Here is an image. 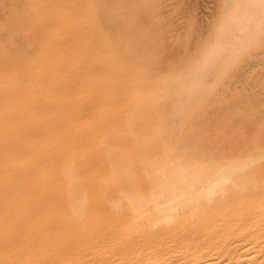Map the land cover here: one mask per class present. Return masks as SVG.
Masks as SVG:
<instances>
[{"label":"bare ground","instance_id":"1","mask_svg":"<svg viewBox=\"0 0 264 264\" xmlns=\"http://www.w3.org/2000/svg\"><path fill=\"white\" fill-rule=\"evenodd\" d=\"M160 1L162 2V0ZM127 2L129 3V1ZM206 2L208 3V0ZM73 3L74 0H0V264H264V150H260L257 145L258 149L255 151H251L248 146L250 150L246 148V152L237 153L236 151L239 147L235 152L234 150L232 151L229 147L223 146L224 142L221 144L222 138L218 140L221 146L215 147L196 142V139L199 137L197 134L196 139L194 138V143H190L191 140H187V142H189L187 144L184 142L173 143L171 140L174 133H169L164 126L163 128L159 125H151L153 120H146L147 126L139 127L142 122L137 126L138 120L131 117L127 119L125 126H117L118 119L108 112V108L103 104V97L99 93V90L104 86V81L97 73L96 67L94 71H92V67L88 63V42L85 40V27L88 22L86 19H77V16L72 13ZM258 3L256 2L257 5H259ZM232 4L236 5V3L233 2ZM240 4L241 6L239 8L243 9L242 6L245 4L239 1L238 5ZM254 4L255 3H253V5ZM157 8L156 10H158ZM159 8L161 9L160 5ZM202 8L204 10V7ZM255 8L256 7L253 9ZM261 8L262 7H260V10ZM256 9L259 10L258 7ZM233 10H236L235 6ZM79 11V16L86 15V6L80 5ZM159 11L161 10H158V12ZM238 11L237 13L234 11V14L232 11L229 12L235 15V13L238 14ZM251 11L253 12V10H250V16L253 14H251ZM262 11H264V8L260 13H262ZM147 13L149 12L147 11ZM162 13L164 14L163 11ZM138 15H140V13ZM223 15L224 16L221 17H225V14ZM229 15L231 16V14ZM243 16L245 15H242V17ZM253 16L255 15L253 14L249 18L248 14L247 17L250 20ZM146 17L144 16V20ZM227 17L226 15L225 19L222 21H225ZM234 17L235 16H233V18ZM163 18L166 17L163 16ZM184 18L185 16L183 19ZM169 19L170 18H168V20ZM229 19L231 20L232 18ZM146 20V22L149 20L150 23V18H146ZM161 22H163L162 19ZM149 23L146 24V27L153 22ZM238 23H240V20ZM257 23L258 22L255 24L256 26ZM184 24H186V22ZM225 24L228 25V22L226 21ZM225 24H223V26ZM241 24L243 25L244 23L242 22ZM164 25H167L166 28L170 26L165 23ZM156 26L158 27L159 25L156 24L155 27H153L155 30H157ZM173 27L175 29V26ZM239 27L241 29L243 28L242 26ZM197 28L198 27H196V29ZM225 28L226 26L222 29L226 30ZM245 28L247 29V27ZM252 28L251 26V30H253ZM146 30L147 29H145V31ZM163 31L165 32L166 30ZM207 31L208 29L204 32L205 35ZM153 32L154 31L151 33ZM156 32L157 34L161 33L158 32V30ZM222 32L224 33L223 30ZM184 33H187V31H184ZM181 34L186 35L183 33ZM187 34H189V32ZM196 34H198V32ZM196 34L194 33V35ZM154 35L156 34H153V36ZM163 36H161V38ZM222 36L224 37V35ZM244 36L246 35L242 37L245 38ZM157 37L158 36L153 38L157 39ZM178 37H174V39ZM153 38L151 39L153 40ZM198 38L201 37L195 38L196 41ZM192 39L193 41H190L191 43L194 42V38ZM217 40L220 41V37ZM245 40L247 41L248 39L246 38ZM177 41L180 42L179 39ZM185 41H188V39ZM255 41L257 42V40ZM203 42L202 40V43ZM253 42L254 41H252V43ZM158 44L161 45V43ZM210 45L214 46L215 44L213 43ZM164 47L165 46L162 48L164 53H160L161 55L165 54ZM216 47L217 45L214 46V48ZM240 47L242 46L240 45ZM247 47L246 50L248 49ZM154 48H151V50L153 49L152 52H154ZM156 48L158 47L156 46ZM209 48L212 50L214 49L210 46ZM186 49L185 51L190 52ZM255 49H259V47ZM218 51L221 53L220 49ZM244 52L246 53L245 49ZM244 52L242 53L245 54ZM211 53H207V55ZM220 53L218 55H220ZM229 53L230 52H228V54ZM242 53L237 55L242 56ZM250 53L248 54L249 58ZM262 53L264 55V52ZM262 53L260 54L262 55ZM186 54L184 55L186 56ZM194 54L196 55L197 53ZM255 54L257 53H254V55ZM230 55L234 57L233 54ZM152 56L154 58L156 56L158 60L160 59V55L157 57L158 55L154 56V54H152ZM152 56L150 54V57ZM255 56L257 57V55ZM190 57L194 56L191 55ZM222 57L224 56L222 55ZM231 57L230 61H232ZM179 58H182L181 61H183V57L179 56ZM179 58H176V60ZM207 58H205V60H207L206 63L210 60ZM245 59H247L246 56ZM169 60L168 57L167 62L171 61ZM212 60L213 58H211L210 61ZM228 60L227 58V63ZM148 61H144L145 64H149ZM160 62H162V59ZM235 62L236 61H234V63ZM186 63L184 65H186ZM210 63L212 62H209L208 65ZM177 64L178 63L175 65ZM239 64L241 65V63ZM152 65L153 64H151V66ZM200 65V67L203 68V64ZM230 65L232 64H228V71ZM242 65L244 66V64ZM255 65L258 66L259 64ZM263 65L264 64H262V67L264 68ZM165 66L166 65H164V67ZM141 68L144 69L143 65ZM204 68L206 69L205 65ZM251 68H253V66H251ZM165 69L168 70V68ZM187 69L191 70L189 66L184 70L186 71ZM193 69L192 67V70ZM196 69L197 67L194 70L197 71ZM205 69L203 70H209L208 66L207 69ZM259 70L261 72H258L262 74L261 76L263 77L264 72H262L261 69ZM161 71L164 73V68ZM147 72L150 73L151 71L147 70ZM141 73H143V70ZM153 73L155 76L156 72ZM163 73H161V75ZM205 73H208V71ZM217 73L218 74L215 76H219L218 71ZM239 73H241L240 69ZM145 74L146 73H144V76L146 78L148 73L147 75ZM159 74L160 73L157 74L158 77ZM245 74H243L244 78L246 77ZM187 75L188 74H186L185 78H187ZM240 75L237 76V79H239ZM138 76L140 75H137V77ZM165 76H168L167 73ZM202 76L204 77V73ZM208 76H212V74ZM215 76H213L214 79ZM261 76L259 75L258 79H260L259 77ZM150 77L152 78L153 76ZM182 77H184V75ZM228 78H226V80ZM247 78L245 80H247ZM206 79L203 80L202 78L203 81H206ZM219 79H221V77L218 78V80ZM189 80H193V78L190 79L189 77ZM199 80L201 79L199 78ZM184 81L187 82V80H182V83ZM212 81L207 79L206 82H210L211 84ZM235 81L237 80L235 79ZM190 82L191 83L188 82L189 85L192 84V81ZM215 82H217V84L216 86L213 84L214 86L212 88L214 91L218 85V81ZM240 82L242 83V81ZM253 82L251 81L253 85L250 83L252 86L255 84ZM134 83L135 82H133V84ZM156 83L158 82L156 81ZM172 83L174 84L175 82ZM177 83L179 86L180 82ZM204 83L205 82L201 83V85ZM235 83L233 81L234 85ZM168 84H171L170 81ZM250 84L246 83L244 87L246 88V85ZM181 86L180 84V88H182ZM183 87L184 89L189 88ZM196 87L197 86H195V88ZM240 87L243 88V85ZM257 87H259L258 84L256 88ZM177 88L172 90H177ZM180 88L179 90L181 91ZM192 88L190 90H192ZM200 88L201 86L199 89ZM223 88L225 87L223 86L222 89ZM248 88L250 90V87ZM130 89L132 88L130 87ZM160 89H162V87ZM166 89L167 88L164 90ZM147 91L150 92V90ZM205 91L207 90L205 89ZM223 92H225L224 89ZM240 92L237 93L240 94ZM152 93L154 94L156 92L154 91ZM208 93L210 95L212 90ZM192 94L197 95L196 91ZM195 95L191 96L193 97ZM202 95H204V93H202L201 96ZM142 96L140 99H142ZM152 96L153 95H151V99ZM241 96L239 99L243 98V96ZM136 98L138 99V97ZM175 98L178 97H174V99ZM187 98L188 97L184 98L183 101ZM205 98L201 100V104L202 101H206ZM215 98H212L213 101ZM223 98L226 99L225 97ZM145 99H147V97ZM161 100L160 103H162ZM208 102H210V100ZM144 103L146 104V101ZM167 103L165 105L166 107H168L167 105L169 104ZM171 103L174 105L173 102ZM183 103L184 102L180 105H183ZM226 104H228V102ZM230 104L232 105V103ZM175 105H177V103H175ZM215 105L216 104H214V106ZM234 105L236 106V104ZM237 105L239 104L237 103ZM144 106L146 107V105ZM151 106L152 105H150L147 110H150ZM252 106L254 107V104ZM166 107L165 109H167ZM180 107L178 106L176 108ZM188 107L190 108V106ZM199 107V105L195 107L198 112ZM213 107L211 106V109ZM219 107L222 109L228 108V106ZM230 107L229 105V108ZM173 108H175V106ZM192 108H190V110ZM260 109L262 108L260 107ZM180 110L181 109L177 111L181 113ZM202 110L205 109L203 108ZM148 112L150 113V111ZM155 112H158V110H155ZM164 112L165 111H163V113ZM176 113L172 114L174 115ZM179 113H177V117H179ZM200 113H202V111ZM230 113L231 112H229L228 115ZM234 113L235 112H233V114ZM219 114L221 115V113ZM141 115H143V113H141ZM168 115L165 117H168ZM223 115L225 116V114ZM223 115L221 116L224 117ZM197 116H199V114ZM200 116L202 117L203 115L201 114ZM240 116L239 114V118ZM181 117L180 119H183ZM230 117L235 118L234 115ZM213 119L212 116V120ZM243 119L246 118L243 117ZM161 120L164 119L161 118ZM241 120L240 123L244 121ZM214 121L216 120L214 119ZM214 121L212 122L215 123ZM225 122L227 123L228 121ZM252 122L254 123V121ZM255 123L253 125H255ZM216 124H220V122L217 121ZM231 124L232 123L229 124L228 122V125ZM258 126L261 128L260 125ZM191 127L192 126L189 128ZM197 128L202 129V127H198V125ZM221 128L225 129L224 126ZM170 130L172 131V129ZM175 130L176 129H174V131ZM187 130L185 129L186 132ZM216 130L217 129H215V132ZM228 130L230 129L228 128ZM261 130L262 129L259 131ZM188 131H190L191 134V130ZM225 131L227 130L225 129ZM254 131L255 130H253V132ZM199 132L202 133V130H199ZM218 133L221 135V130ZM190 134L187 133V135ZM192 134L195 135V133ZM230 134L234 136L236 133ZM251 134L252 133L249 135L246 132L244 136H253ZM257 135L261 136L260 132ZM205 136L206 138H210L207 137V135ZM189 137L190 136L186 138L191 139ZM182 138L184 139V137ZM257 138L259 139L261 137ZM212 139L213 138H211V140ZM228 139L224 141L227 143ZM235 139L234 141L231 139L233 143L235 141L237 142ZM259 141L261 142V139ZM262 141H264L263 137ZM235 143L234 145L237 144ZM228 144L233 145L231 143ZM244 144H246V140ZM237 145L242 146L240 143ZM255 145L256 144H254L253 147ZM245 146H247V144L244 145V147Z\"/></svg>","mask_w":264,"mask_h":264},{"label":"rangeland","instance_id":"2","mask_svg":"<svg viewBox=\"0 0 264 264\" xmlns=\"http://www.w3.org/2000/svg\"><path fill=\"white\" fill-rule=\"evenodd\" d=\"M126 1V2H125ZM74 0V3H73V9H72V13L73 14H75L76 16H77V19H79V20H81V19H86L87 20V25H86V27H85V32H86V36H85V40H87V42H88V49H87V54H88V63H89V65L92 67V71H94V68L96 69V71H97V73L99 74V76L100 77H102V80L104 81V83H103V87L99 90L100 92V94L102 95V100H103V104L104 105H106V107L108 108V112L110 113V114H112L114 117H116L117 119H118V123H117V126H125L126 124V121H127V119L129 118H133V119H137L138 121H137V126L140 124V122H142L140 125H139V127H144V126H147V121L146 120H153V122H151V125H153V126H157V125H159V126H164L166 129H167V131L169 132V133H174V135L172 136V142L173 143H176V142H180V143H189V142H187V140L188 141H190V143H194L195 141V139H196V137L197 136H199L197 139H196V142H201V144H205V145H210V146H221L220 144H219V142L220 141H218V140H220V138H224L223 139V141H222V139H221V144L223 143V146H227V147H229L232 151L234 150V152L236 151V149H237V153L238 152H246V148H248V146H249V148L251 149V151H255L256 149H260V150H264V145H263V143H264V141H262V137L264 138V118H261V117H264L263 115H264V95H262V94H264V76L262 77L261 75L262 74H260L259 72H261L259 69H261L262 70V72H264V68L262 67V64H264V55H263V53L262 52H264V47H261V46H264V42H263V40H264V11H262V13H260V11L261 10H263V8H264V2H263V0H243V1H241V0H234V1H236V2H234L233 0H228V1H226V0H208V3L205 1V0H162V2L160 1V0ZM127 1H129V3L127 2ZM166 1V2H165ZM212 1V2H211ZM218 1H219V3H218ZM239 1H240V3L242 2L243 4H245V5H243L242 6V8L243 9H241V8H239L240 6H241V4L240 5H238L239 4ZM244 1H246V2H244ZM175 2V3H174ZM183 2H184V4H183ZM210 2V3H209ZM216 2V3H215ZM232 2L233 3H236V5L235 4H232ZM248 2V3H247ZM256 2L259 4V5H257L256 4ZM263 2V3H262ZM166 3V4H165ZM176 3H177V5H176ZM229 3V4H228ZM253 3H255L254 5H253ZM96 4H97V6H96ZM214 4V5H213ZM251 4V5H250ZM80 5H85L86 6V15H84V16H79V7H80ZM159 5H160V7H161V9L159 8ZM165 5V6H164ZM175 5V6H174ZM218 5V6H217ZM232 5V6H231ZM238 5V6H237ZM257 5V6H256ZM99 6V7H98ZM112 6H113V8H112ZM157 6H158V8H157ZM178 6V7H177ZM227 6V7H226ZM232 7V9H231V7ZM236 7V10L238 11V14H236L237 13V11L236 10H233V7ZM258 7L259 8V10H260V7H262L261 8V10L259 11L258 9H253L254 7ZM173 7H174V9H173ZM184 7V8H183ZM202 7H204V10H203V8ZM229 7H230V10H229ZM100 8H104V9H100ZM138 8V9H137ZM146 8V9H145ZM148 8V9H147ZM155 8V9H154ZM156 8L158 9V10H161V11H159V12H161V13H159L158 12V10H156ZM200 8V9H199ZM226 8V9H225ZM239 8V9H238ZM248 8V9H247ZM170 9V10H169ZM186 9V10H185ZM208 9V10H207ZM215 9H217V10H215ZM178 10V11H177ZM183 10V11H182ZM245 10H246V12H245ZM250 10H253V12L251 11V14L253 13L255 16H253V18L252 19H250L249 20V18L253 15H251L250 16ZM256 11V13H255V11ZM146 11V12H145ZM147 11L149 12V13H147ZM162 11L164 12V14L162 13ZM229 11H232V13L235 11L236 13H235V15H233L231 12H229ZM136 12H138V13H136ZM189 12V13H188ZM211 12H212V14H211ZM223 12H225V13H223ZM140 13V15H138ZM147 13V14H146ZM216 13V14H215ZM227 13H229V14H231V16L229 15V14H227ZM144 14H146L147 15V17H146V15H144ZM158 16H157V15ZM163 14V15H162ZM182 14V15H181ZM186 14V15H185ZM215 14V15H214ZM223 14H225V17H226V15L228 16L227 17V19L225 20V21H222V20H224L225 19V17H221V16H224ZM248 14H249V18L247 17L248 16ZM261 14V15H260ZM263 14V15H262ZM100 15V16H99ZM136 15V16H135ZM141 15H144L147 19H149L150 18V23L151 22H153V23H151V25H148L147 27H146V24H148L149 23V20H148V22H146L147 20H146V18H145V20H144V16H141ZM154 15V16H153ZM187 15H189V16H187ZM190 15H191V17H190ZM242 15H245V16H243L242 17ZM258 15V16H257ZM163 16L164 17H166V18H163ZM167 16H168V18H170L169 20H168V18H167ZM182 16V17H181ZM185 16V18L183 19V17ZM233 16H235L234 18H233ZM257 16V17H256ZM260 16V17H259ZM100 17H101V19H100ZM134 17V18H133ZM152 17V18H151ZM158 19H156V18ZM160 17H162V18H160ZM175 17V18H174ZM216 17V18H215ZM241 17V18H240ZM262 17V18H261ZM142 18V19H141ZM179 18V19H178ZM188 18V19H187ZM197 18V19H196ZM205 18V19H204ZM213 18V19H212ZM229 18H232L231 20L229 19ZM235 18H236V20H235ZM154 19H156V20H154ZM161 19H162V21L163 22H161ZM168 21H167V20ZM180 19H181V21H180ZM183 19V20H182ZM212 19V20H211ZM233 19H234V21H233ZM243 19V20H242ZM154 20V21H153ZM167 22H166V21ZM196 20V21H195ZM199 20V21H198ZM205 20H207V21H205ZM215 20V21H214ZM230 20V21H229ZM239 20H240V23H238L239 22ZM241 20H242V22L244 23L243 25L241 24L242 22H241ZM172 21V22H171ZM212 21V22H211ZM226 21L228 22V25H226L225 23H226ZM238 21V22H237ZM246 21V22H245ZM247 21H248V23H247ZM161 24H160V23ZM186 22V24H184ZM188 22H190V23H188ZM195 22V23H194ZM202 22H204V23H202ZM207 22V23H206ZM229 22H232V23H229ZM256 22H258L257 23V26L255 25L256 24ZM149 23V24H150ZM164 23L165 24H168V26L170 25V26H172V27H168V28H166V26L167 25H164ZM176 23V24H175ZM206 23V24H205ZM225 24L224 26H223V24ZM234 23H235V25H234ZM140 24V25H139ZM156 24H158L159 26L157 27V30H158V32H161V33H158L157 34V30H155V28H153V27H155V25ZM210 24V25H209ZM231 24V25H230ZM232 24H233V26H232ZM250 24V25H249ZM162 25H164V26H162ZM213 25V26H212ZM222 25V26H221ZM140 26H142V27H140ZM173 26H175V29H174V27ZM183 28H182V27ZM207 26V27H206ZM226 26V30H224V29H222L223 27H225ZM227 26H228V28H227ZM235 26V27H234ZM239 26H242L243 28L241 29ZM247 27V29L245 28V27ZM249 26H250V28H249ZM251 26L253 27L252 29L253 30H251ZM254 26H256V27H254ZM139 27H140V29H139ZM165 27V28H164ZM177 27H179V28H177ZM186 27V28H185ZM196 27H198L197 29H196ZM209 27V28H208ZM232 27H233V29H232ZM143 28H145V29H147L146 31H145V29H143ZM160 28V29H159ZM162 28V29H161ZM211 28H213V29H211ZM240 28V29H239ZM255 28V29H254ZM257 28V29H256ZM151 29V30H150ZM153 29V30H152ZM171 31H170V30ZM174 30V32H173V30ZM185 29V30H184ZM191 31V33H190V31ZM192 29H194V30H192ZM208 29V31H207V33H210V34H207L206 33V35H205V31ZM221 29V30H220ZM230 29V30H229ZM137 30V31H136ZM163 30H166L165 32L163 31ZM170 32H169V31ZM178 30V31H177ZM220 30V31H219ZM222 30L224 31V33L222 32ZM227 30H228V33H227ZM244 30V31H243ZM250 30H251V32H250ZM256 30V31H255ZM258 30V31H257ZM136 31V32H135ZM152 31H154L153 33H151ZM184 31H187V33L189 32V34H187V33H184ZM193 31V32H192ZM198 32V34H196L197 32ZM215 31V32H214ZM241 31H243V32H241ZM162 32H164V33H162ZM168 32V33H167ZM178 32H180V33H178ZM216 32H218V33H216ZM233 32V33H232ZM239 32V33H238ZM171 33H174V34H171ZM175 33H176V35H177V33H178V35H179V37H178V35L176 36L175 35ZM181 33H183V34H186V35H182ZM192 33H193V35H192ZM194 33L196 34V35H194ZM203 33V34H202ZM214 33V34H213ZM237 33V34H236ZM153 34H156V35H154L153 36ZM164 34H166V35H164ZM168 34H170V35H168ZM219 34H220V36H219ZM234 34V35H233ZM240 36H239V35ZM252 34V35H251ZM255 34V35H254ZM145 35V36H144ZM164 35V36H163ZM172 35V36H171ZM173 35H174V37H178L177 39H176V41H175V39H174V37H173ZM182 35V36H181ZM198 35V36H197ZM216 35V36H215ZM217 35H218V38H217ZM222 35H224V37L222 36ZM238 35V36H237ZM243 35H246V36H244L245 38H243L242 36ZM148 36V37H147ZM156 36H158L157 37V39H154V38H156ZM161 36H163V37H165L166 38V40H165V38H161ZM184 36H185V39H184ZM231 36V37H230ZM250 36H253V37H250ZM260 36V37H259ZM153 38V40L151 39V38ZM181 37V38H180ZM187 37V38H186ZM197 37H201V38H198V40L196 41V39H197ZM219 37H220V41L219 40H217V39H219ZM230 37V38H229ZM236 39H235V38ZM161 38V39H160ZM172 38V39H171ZM184 39V42H183V39ZM192 38H194V44L193 43H191L192 41H193V39ZM196 38V39H195ZM204 38V39H203ZM223 38V39H222ZM248 39L247 41L245 40V39ZM258 38H259V40H258ZM261 38H263V39H261ZM150 39V40H149ZM180 40V42H178L177 40ZM182 39V40H181ZM186 39H188V41H185ZM201 39V40H200ZM215 39H216V41H215ZM222 39V40H221ZM224 39H225V41L227 42H225L224 41ZM228 39V40H227ZM230 39V40H229ZM147 40V41H146ZM149 40V41H148ZM154 41V42H152V41ZM172 40V41H171ZM202 40L204 41L203 43H202ZM232 40V41H231ZM255 40H257V42L255 41ZM164 41V42H163ZM191 41V42H190ZM211 41V42H210ZM233 43H231V42ZM245 42V44H244V42ZM252 41H254L253 43H252ZM262 42V44H261V42ZM178 42V43H177ZM186 42H188V43H186ZM206 42V43H205ZM238 42V43H237ZM146 43V44H145ZM147 43H148V45H147ZM150 43V44H149ZM152 43V44H151ZM158 43H161V45L160 44H158ZM169 44V45H164V44ZM176 43H177V45H176ZM208 43H209V45H208ZM215 44L214 46H216L217 45V47L216 48H214V46L212 45H210V44ZM247 43V44H246ZM254 44V45H252V44ZM158 44V45H157ZM163 44V45H162ZM192 44V45H191ZM196 44V45H195ZM207 46H206V45ZM238 46H237V45ZM251 44V45H250ZM258 44V45H257ZM191 45V46H190ZM195 45V46H194ZM197 45H199V46H197ZM228 47H227V46ZM240 45L242 46V47H240ZM246 45V46H245ZM255 45H257V46H255ZM150 46V47H149ZM156 46L158 47V48H156ZM163 46H165L164 47V51H165V54H160V53H164L163 52ZM181 46V47H180ZM203 46V47H202ZM206 46V47H205ZM209 46L210 47H213L214 49V51L211 49V48H209ZM225 46V47H224ZM233 46H234V48H233ZM248 46V47H247ZM251 48H250V47ZM155 47V48H154ZM174 47V48H173ZM186 50H188V51H190V52H192V53H190V52H187V51H185V49ZM189 47V48H188ZM206 49H205V48ZM230 47V48H229ZM237 47V48H236ZM246 47L248 48L247 50H246ZM253 47V48H252ZM258 48L259 47V49H255V48ZM151 48H154L155 50H154V52H152V50H151ZM168 48V49H167ZM192 48H193V50H192ZM221 50V53H220V51H218L219 49ZM240 48V49H239ZM260 48H261V50H260ZM143 49H144V51H143ZM160 49H161V52H160ZM198 49V50H197ZM202 49V50H201ZM216 49V50H215ZM237 49H239V50H237ZM244 49H245V51H246V53L244 52ZM201 50V51H200ZM205 50V51H204ZM232 50H233V52H232ZM237 52H236V51ZM243 50V51H242ZM251 50V51H250ZM256 50V51H255ZM257 50H260V51H257ZM140 51V52H139ZM142 51H143V53H142ZM159 51V52H158ZM184 51H185V53H184ZM204 51V52H203ZM211 51H212V53H211ZM226 51V52H225ZM235 51V52H234ZM150 52H152V53H150ZM180 52H182V53H180ZM199 52V53H198ZM215 52V53H214ZM220 53V55H218L219 53ZM223 52H224V54H223ZM228 52H230L229 54H228ZM242 52H244L245 54H243L242 53V56H240V55H237V54H241ZM251 52V53H250ZM186 53H188V54H186ZM194 53H197L196 55L194 54ZM207 53H211L212 54V56H211V54H209L210 55V57H209V55H207ZM213 53H214V55H213ZM250 53V58H249V54ZM254 53H257V54H255V55H257V57L254 55ZM260 53H262V55L260 54ZM140 54V55H139ZM150 54H151V56H152V54H154V56L155 55H158L157 57H159V55H160V61H161V59H162V62H160L159 60H158V58L156 59V56H155V58L152 56V57H150ZM181 54H182V56H181ZM184 54H186V56H187V60L185 59V55ZM230 54H233V56L234 57H231L232 55H230ZM260 56H259V55ZM185 57H184V56ZM194 56V57H190V56ZM198 55V56H197ZM222 55L224 56V57H222ZM254 55V56H253ZM147 56H149V57H147ZM173 56V57H172ZM179 56L180 57H183V61H181L182 60V58H179ZM197 56V57H196ZM202 56V57H201ZM207 56H208V58L211 60V58H213V60L212 61H210L208 58H207ZM231 57V60L232 61H230V57ZM245 56L247 57V59H245ZM252 56V57H251ZM148 58V60H147V58ZM162 57V58H161ZM168 57H169V59L171 60H169L170 62H167L168 61ZM214 57H216V58H214ZM236 57V58H235ZM254 57V58H253ZM263 57V58H262ZM165 58V59H164ZM176 58H179V59H177L176 60ZM200 58V59H199ZM205 58H207L208 60H209V62H212V63H210L209 65H208V63L209 62H207L206 63V61L207 60H205ZM222 58H224V59H222ZM229 59L228 60V63H227V61H226V59ZM234 58V59H233ZM238 58V59H237ZM256 58V59H255ZM257 58H259V59H257ZM145 59V60H144ZM153 59H156V60H153ZM173 59H175V60H173ZM189 59V60H188ZM191 59V60H190ZM202 59V60H201ZM204 59V60H203ZM217 59H218V62H217ZM150 60H152V61H150ZM159 61V63H158V65H157V62ZM164 60V61H163ZM195 60H196V63H195ZM197 60H198V62L200 63V64H203L202 65V67L203 68H201L200 66V64L197 62ZM201 62H200V61ZM251 60H252V62H251ZM263 60V61H262ZM146 61H148L149 62V64L151 63V64H153L152 66H151V64H150V66H149V64H145V62ZM173 61H175V62H173ZM181 61V62H180ZM190 61V62H189ZM220 61V62H219ZM234 61H236L235 63H234ZM249 61V62H248ZM171 62H173V63H171ZM187 62V63H186ZM189 62V63H188ZM193 62V63H192ZM204 62H205V64H204ZM214 62H215V64H214ZM144 63V64H143ZM154 63H155V65H154ZM176 63H178L177 65H175ZM181 63V64H180ZM186 63V65H184ZM190 63H191V66H190ZM223 63H225V64H223ZM233 63H234V65H233ZM239 63H241V65L239 64ZM251 65H250V64ZM141 64V65H140ZM168 64V65H167ZM173 65V66H171V65ZM188 64V65H187ZM196 64V65H195ZM228 64H232V65H230L229 67H230V69H229V71H228ZM242 64H244V66L242 65ZM246 64H247V66H246ZM249 64V65H248ZM253 64V65H252ZM255 64H259L258 66H259V68H258V66H256ZM260 64H261V66H260ZM142 65H143V67H144V69L143 68H141L142 67ZM164 65H166L165 67H164ZM182 65H184V66H182ZM204 65H205V67H206V69H207V66H208V68H209V70L207 69H205L204 68ZM207 65V66H206ZM213 65V66H212ZM222 65V66H221ZM239 65V66H238ZM147 66V67H146ZM153 66H154V68H153ZM168 66V67H167ZM169 66H171V67H169ZM179 66H180V68H179ZM187 66V67H186ZM188 66H189V68H191V70L189 69H187L186 71H187V73H186V71L184 70V69H186V68H188ZM198 66H199V68H198ZM212 66V67H211ZM217 66V67H216ZM222 68H221V67ZM232 66V67H231ZM239 68H238V67ZM241 66V67H240ZM249 66V67H248ZM251 66H253V68H251ZM264 66V65H263ZM146 67V68H145ZM152 68V70H151V68ZM156 67H158V68H156ZM161 68V70L164 68V73H163V71H161L160 70V68ZM163 67V68H162ZM182 67H184V68H182ZM192 67L195 69L196 67H197V71H195L194 69L192 70ZM236 69H235V68ZM246 67H248V68H246ZM165 68H168V70H169V72H168V70H166ZM176 68V69H175ZM182 68V69H181ZM219 68V69H218ZM243 68V69H242ZM244 68H245V70H244ZM257 68V69H256ZM143 70V73H141L142 72V70ZM150 69V70H149ZM159 69V70H158ZM200 71H199V70ZM203 69H205L206 71H204ZM213 69H214V71H213ZM218 69V70H217ZM239 69H240V71H241V73H239ZM248 69H250V70H248ZM252 69V70H251ZM147 70L148 71H151L150 73L149 72H147ZM173 70H174V72H173ZM179 70V71H178ZM183 70V71H182ZM203 70V71H202ZM211 70V71H210ZM216 70V71H215ZM225 70H226V72H225ZM231 70V71H230ZM235 70V71H234ZM248 70V71H247ZM159 71V72H158ZM204 73V77L202 76L203 75V73ZM208 71V73H205V72H207ZM217 71L219 72V76H215V75H217L218 73H217ZM237 71V72H236ZM252 71V72H251ZM259 71V72H258ZM153 72H156V74H155V76H154V73ZM176 72V73H175ZM179 72V73H178ZM191 72V73H190ZM202 74H201V73ZM215 72V73H214ZM228 72V73H227ZM234 72V73H233ZM246 74H245V73ZM256 72H257V75H258V73H259V75L261 76V77H259L260 79H258V76L256 75ZM144 73H146L145 75H147V73H148V76H146V78H145V76H144ZM151 73H153V74H151ZM158 73H160L159 74V77H158ZM161 73H163L162 75H161ZM166 73H167V75L168 76H165L166 75ZM169 73V74H168ZM188 74L187 75V78H185L186 77V74ZM190 73V74H189ZM194 73V74H193ZM199 73H200V76H199ZM233 73V74H232ZM237 73V74H236ZM254 73H255V75H254ZM143 74V75H142ZM212 74V76H208V75H211ZM214 74V75H213ZM225 74V75H224ZM230 74V75H229ZM231 74H232V76H231ZM242 76H241V75ZM243 74H245L246 75V77L244 78V75ZM248 74V75H247ZM137 75H140V76H138L137 77ZM153 76L152 78L150 77V76ZM184 75V77H182ZM221 75V76H220ZM238 75H240L239 76V79H237L238 77ZM263 75H264V73H263ZM143 76V77H142ZM165 76V77H164ZM177 76V77H176ZM180 76V77H179ZM190 77V79H192L193 78V80H189V77ZM209 78H208V77ZM213 76H215V79H214V77ZM230 76H231V78H230ZM234 76V77H233ZM247 76H248V78H247ZM254 76H255V78H254ZM256 76H257V79H256ZM155 77V78H154ZM158 77V78H157ZM179 77V78H178ZM195 77V78H194ZM206 77H207V79H209V81H212V80H214V81H212L211 82V84H210V82H206L207 81V79H206ZM217 77V78H216ZM221 77V79H219L218 80V78H220ZM223 77H226V78H228L227 80H226V78H223ZM241 77V78H240ZM154 78V79H153ZM169 78V79H168ZM182 78V79H181ZM199 78L201 79V80H199ZM202 78H203V80H205L206 79V81H203L202 80ZM238 81V83H237V81H235V79ZM247 78V80H245ZM252 78H254V79H252ZM167 79V80H166ZM173 79H174V81H173ZM178 79V80H177ZM233 79V80H232ZM242 79H244V80H242ZM149 80H153V81H149ZM160 80H163V81H160ZM182 80H187V82L186 81H184L183 83H182ZM258 80V81H257ZM156 81L158 82V83H156ZM165 81V82H164ZM169 81H170V83L171 84H168L169 83ZM190 81H192V84H188V82L189 83H191ZM205 82L206 83V85L208 86H206L205 85V83L204 84H202L201 85V83H203V82ZM215 81H218V85H217V88H216V90L214 91V89H212L213 88V84H215V86H216V84H217V82H215ZM222 81V82H221ZM230 81H231V83H230ZM233 81H234V83H235V85L233 84ZM240 81H242V83L240 82ZM251 81L253 82V83H255L254 84V86H252L253 84L251 83ZM262 81V82H261ZM133 82H135L136 83V85H135V83L133 84ZM161 82V83H160ZM164 82V83H163ZM172 82H175L174 84L172 83ZM177 82H180V84L182 85L181 87L182 88H180V84H179V86L177 85L178 83ZM197 82H199V83H197ZM214 82V83H213ZM219 82H221V83H219ZM249 82V83H248ZM258 82V83H257ZM147 83V84H146ZM153 83H155V84H153ZM187 83V84H186ZM223 83H224V85H223ZM227 83V84H226ZM229 83V84H228ZM250 84V85H246V88L248 89H246L244 86H245V84ZM153 84V85H152ZM158 84H160V85H158ZM166 84V85H165ZM186 84V85H185ZM193 84H195V85H193ZM198 84V85H197ZM220 84V85H219ZM241 84V85H240ZM257 84H258V86L259 87H257L256 88V86H257ZM155 85V86H154ZM164 85V86H163ZM168 85V86H167ZM188 85V86H187ZM210 85V86H209ZM243 85V88L242 87H240V86H242ZM151 86V87H150ZM157 86V87H156ZM170 86V87H169ZM175 86V87H174ZM183 86H185V88L186 87H189L187 90L186 89H184V87ZM195 86H197L196 88H195ZM201 86V90L199 89V87ZM205 87V89L207 90V91H205V89H204V87ZM225 87V88H223L224 89V91L225 92H223V89H222V87ZM228 86V87H227ZM250 87V90H249V88L248 87ZM130 87L132 88V89H130ZM162 87V89H160ZM173 87V88H172ZM177 87H179L180 89H181V91H182V93H181V91L179 90V88H177ZM193 87V88H192ZM255 87V88H254ZM154 88V89H153ZM156 88V89H155ZM165 88H167L166 90H164ZM176 89L177 88V90H172V89ZM192 88V90H190ZM210 88V89H209ZM240 88V89H239ZM196 89H199V90H196ZM218 89H219V91H218ZM234 89H235V92H234ZM262 89V90H261ZM147 90H150V92L149 91H147ZM157 90V91H156ZM160 92H159V91ZM168 90H169V92H168ZM185 90V91H184ZM193 90H195L196 91V93H197V95H195V94H192V93H195V91H193ZM211 90H212V93H214V94H210L209 95V91L211 92ZM221 90V91H220ZM233 90V91H232ZM237 90H239V91H237ZM243 90V91H242ZM247 90V91H246ZM156 92V93H152V92ZM171 91H172V93H171ZM179 91V92H178ZM189 91V92H188ZM216 91H218V92H216ZM241 91V92H240ZM145 92V93H144ZM148 94H150V95H148ZM163 92V93H162ZM223 92V93H222ZM230 92V93H229ZM233 92V93H232ZM237 92H240V94L239 93H237ZM255 93V95H254V93ZM145 95H144V94ZM165 93V94H164ZM166 93H167V97H166ZM173 93H176V94H173ZM185 93V94H184ZM202 93H204V95H202L201 96V94ZM206 93H208V94H206ZM215 93H216V95H215ZM247 93V94H246ZM259 93V94H258ZM147 94V95H146ZM155 94H157V95H155ZM172 94V95H171ZM190 94V95H189ZM200 94V95H199ZM224 94H226V95H223ZM229 94V95H228ZM139 95V96H138ZM143 95V96H142ZM151 95H153L152 96V99H151ZM164 95V96H163ZM171 97H170V96ZM181 95H183V96H181ZM191 95H195V96H193V97H195V98H193ZM209 95V96H208ZM243 96V98H241V99H239L240 98V96ZM248 95V96H247ZM253 95V96H252ZM135 96V97H134ZM141 96H142V99H140L141 98ZM191 96V97H190ZM207 96V97H206ZM212 96V97H211ZM241 96V97H242ZM246 96H247V99H246ZM95 97V96H94ZM136 97H138V99L136 98ZM147 97V99H145ZM157 97V98H156ZM174 97H178V98H175L174 99ZM186 98V97H188L187 99H185V101H183V99L184 98ZM197 97V98H196ZM199 97V98H198ZM201 97V98H200ZM206 97V98H205ZM215 97H217V98H215ZM222 97V98H221ZM223 97H225L226 99H224ZM233 97V98H232ZM250 99H249V98ZM260 97V98H259ZM160 98V99H159ZM164 98V99H163ZM182 98V99H181ZM191 98H192V101H191ZM205 98V100L206 101H202V104H201V100H203ZM208 98H210V99H208ZM212 98H215L214 99V101H213V99ZM137 99V100H136ZM149 99V100H148ZM157 99H159V100H157ZM162 99V100H161ZM166 99H168V100H166ZM170 99V100H169ZM179 99V100H178ZM180 99H181V101L182 102H184L183 103V105L185 106H183V105H180L182 102L180 101ZM189 99V100H188ZM193 99H194V101H193ZM199 101H198V100ZM222 99V100H221ZM258 99V100H257ZM143 100H145L146 101V104L144 103L145 101H143ZM151 100V101H150ZM154 100V101H153ZM156 100H157V102H156ZM160 100H161V102L162 103H160ZM171 100H174V101H171ZM176 100H177V102H176ZM210 100V102H208ZM218 100V101H217ZM226 101V102H224V101ZM138 101V102H137ZM179 101V102H178ZM189 101V102H188ZM251 101V102H250ZM137 102V103H136ZM148 102H149V104H148ZM155 102V103H154ZM168 104L167 106L168 107H166L165 105H166V103ZM171 102H173L174 103V105L171 103ZM181 102V103H180ZM187 102H188V105H187ZM193 103V102H195V103H193V104H191V103ZM228 102V104L232 107V110H231V107L229 108V105L228 104H226ZM235 102V103H234ZM241 102V103H240ZM243 102V103H242ZM246 102V103H245ZM263 102V103H262ZM138 103H139V105H138ZM170 103H171V105H170ZM175 103H177V105H175ZM180 103V104H179ZM200 103V104H199ZM219 105H218V104ZM225 103V104H224ZM230 103H232V105L234 106V108H233V106L230 104ZM237 103L239 104V105H237ZM250 103V104H249ZM161 104V105H160ZM191 104V105H190ZM197 106H196V105ZM205 104V105H204ZM207 104H209V105H207ZM213 104V105H212ZM214 104H216L215 106H214ZM234 104H236V106L234 105ZM240 104H242V105H240ZM248 104V105H247ZM254 104V107L252 106ZM144 105H146V107L144 106ZM150 105H152L151 107H150V110H147V109H149L148 107L150 106ZM192 105H194V106H192ZM198 105L200 106L198 109H199V112H198V110H197V108H195V107H198ZM243 105H245V106H243ZM261 105V106H260ZM134 106V107H133ZM137 106V107H136ZM141 106V107H140ZM159 106V107H158ZM175 106V108H173ZM180 107V108H176V107ZM183 106V107H182ZM188 106H190V108H192L191 110H190V108L188 107ZM192 106V107H191ZM211 106L213 107L212 109H211ZM219 106H221V107H226V106H228V108L226 107V108H224V109H222V108H220ZM240 108H239V107ZM241 106H242V108H241ZM246 106H248V107H246ZM153 107H155V108H153ZM160 107H161V110H160ZM162 107H164V108H162ZM165 107L167 108V109H165ZM188 107V108H187ZM239 109H238V108ZM243 107H244V109H243ZM257 109H259V110H257ZM260 107L262 108V109H260ZM144 109V111L146 112H144L143 111V109ZM173 108V109H172ZM204 108L205 110H202V109ZM237 108V109H236ZM137 109V110H136ZM158 110V112H155V110ZM164 109V110H163ZM175 109H177L178 111H179V109H181L180 111H181V113H179L177 110H175ZM195 109H196V111H195ZM201 109V110H200ZM225 109H227V110H225ZM234 109H236V110H234ZM243 109V110H242ZM133 110V111H132ZM169 112H168V111ZM171 110H172V112H171ZM173 110H175V111H173ZM185 110V111H184ZM186 110H187V112H186ZM215 110V111H214ZM242 110V111H241ZM252 110V111H251ZM138 111V112H137ZM140 111V112H139ZM148 111H150V113L148 112ZM161 111V112H160ZM163 111H165L164 113H163ZM176 111H177V113H179L178 114V116L179 117H177L176 115H177V113H176ZM185 112V115H184V112ZM191 111V112H190ZM202 111V113H200ZM219 111V112H218ZM251 113H250V112ZM148 112V113H147ZM206 112V113H205ZM209 112H210V114H212V115H210L209 114ZM215 112V113H214ZM216 112H217V114H219V113H221V115H223V114H225V116L227 117V115H228V113L229 112H231L229 115H228V117L226 118L224 115V117H222L220 114L219 115H217L216 114ZM225 112V113H224ZM233 112H235L234 114H233ZM239 112V113H238ZM256 112V113H255ZM259 112V113H258ZM132 113H134V114H132ZM141 113H143V115H141ZM161 113H162V115H161ZM172 113H176V114H172ZM182 113H183V115H182ZM193 113V114H192ZM195 113V114H194ZM238 113V114H237ZM246 113V114H245ZM250 113V114H249ZM258 113V114H257ZM132 114V115H131ZM137 114V115H136ZM140 114V115H139ZM145 114V115H144ZM147 114H150V115H147ZM158 114H159V116L161 117V118H163L164 120H161V118L158 116ZM170 115V117H169V115ZM192 114V115H191ZM199 114V116H197ZM203 115L202 117L200 116V115ZM217 116H216V115ZM236 114H237V116H236ZM239 114L241 115L240 116V118H239ZM245 114V115H244ZM168 115V117H165V116H167ZM172 115V116H171ZM186 115H187V117H186ZM207 115H209V116H207ZM215 115V116H214ZM235 116V118L233 119L232 117H230V116ZM243 115V116H242ZM258 115V116H257ZM150 116H151V118H150ZM182 116V117H181ZM192 116V117H191ZM211 116V117H210ZM212 116H213V118L216 120V121H214V119L212 120ZM136 117V118H135ZM171 117H174V118H171ZM176 117V118H175ZM180 117L181 118H183V119H180ZM189 117H190V119H189ZM220 117H221V119H220ZM241 117H242V120H244V121H242L241 120ZM243 117H245L246 119H243ZM142 118V119H141ZM201 118H203V119H201ZM223 118H225V119H223ZM229 118H230V121H229ZM252 118H254V119H252ZM256 118V119H255ZM258 118V119H257ZM260 118V119H259ZM169 119V120H168ZM174 119V120H173ZM186 119V120H185ZM200 119V120H199ZM223 119V120H222ZM228 119V120H227ZM233 119V120H232ZM236 119H237V121L240 119L242 122L240 123V120L237 122L236 121ZM261 119H263V120H261ZM179 123V125H178V123L176 122V121ZM188 120H190V121H188ZM232 120V121H231ZM246 120H247V122H246ZM256 120V121H255ZM261 122H260V121ZM172 121V122H171ZM198 121V122H197ZM212 121H214L215 123H213ZM217 121L218 122H220V124H216L217 123ZM225 121H228L229 122V124L230 123H232L231 125H228V122L226 123ZM252 121H254V123H255V125H253L254 123L252 122ZM160 122V123H159ZM166 122V123H165ZM168 122V123H167ZM171 122V123H170ZM223 122H225V123H223ZM235 122V123H234ZM237 122V123H236ZM250 122V123H249ZM252 122V123H251ZM258 122V123H257ZM162 123H163V125H162ZM223 123V124H222ZM248 123V124H247ZM166 124V125H165ZM198 125V127H202V129H200V128H197V125ZM226 124V125H225ZM237 124V125H236ZM262 124V125H261ZM170 126V128H169V126ZM185 125H186V128H185ZM194 125V126H193ZM224 126V128L227 130V131H225V129H223V128H221V127H223ZM235 126V128H234V126ZM246 125H248V126H246ZM258 125H260L261 126V128H259V126ZM135 126H136V124H135ZM182 126V127H181ZM190 126H192L191 128H189ZM217 126H218V128H217ZM221 126V127H220ZM163 127V128H164ZM181 127V128H180ZM214 127H215V129H217L216 130V132H215V129H214ZM189 128V129H188ZM194 128V129H193ZM198 129V132H197V129ZM228 128L230 129V130H228ZM232 128V129H231ZM252 128H253V130H255L254 132H253V130H252ZM170 129H172V131L170 130ZM174 129H176L175 131H174ZM183 129V130H182ZM185 129L187 130H191V134L192 133H195V135H191L190 134V131H188L187 130V132L185 131ZM222 129H223V131H222ZM234 129V130H233ZM238 129H240V130H238ZM244 129V130H243ZM256 129H257V131H256ZM260 129H262L261 131H259ZM171 132H170V131ZM199 130H202V133H200L199 132ZM220 130H221V135H220V133H218V132H220ZM178 131V132H177ZM230 131V132H229ZM237 131V132H236ZM239 131V132H238ZM247 132V134H249L250 135V133H252L251 135H253V136H249V135H246V136H244L245 135V133ZM176 132V133H175ZM224 134H223V133ZM229 134H228V133ZM260 132V134H261V136L260 135H257L258 133ZM263 132V133H262ZM178 133V134H177ZM187 133L188 134H190V135H187ZM204 133V134H203ZM230 133H232V134H234V133H236V134H234V136L232 135L231 136V134ZM238 133H239V135H238ZM256 133V134H255ZM170 134V135H171ZM196 134H197V136H196ZM204 135V137H203V135ZM215 134H216V136L217 135H219V136H215ZM240 134H241V136H240ZM243 134V135H242ZM186 135V136H185ZM205 135H207V137H210V138H206V136ZM210 135V136H209ZM224 135V136H223ZM229 135H230V138H229ZM256 135V136H255ZM263 135V136H262ZM174 136H176V137H174ZM188 136H190L189 138H191V139H187L188 138ZM222 136V137H221ZM249 136V137H248ZM174 137V138H173ZM177 137H179V138H177ZM182 137H184V139L182 138ZM203 137V138H202ZM216 137V138H215ZM237 137H239V138H237ZM244 138V139H242V138ZM256 137V138H255ZM257 137H261V138H257ZM195 138V139H194ZM201 138V139H200ZM211 138H213L212 140H211ZM214 138H215V140H214ZM229 138V139H228ZM235 138H237V139H235ZM246 138V139H245ZM203 139V140H202ZM208 139H210V140H208ZM228 139V141H227V143L224 141V140H227ZM234 141V139L235 140H237V142H238V140H239V142L238 143H240V145H242V146H239V145H237L235 142V144L236 145H234V143H233V141ZM251 139V140H250ZM255 139V140H254ZM261 139V142L259 141ZM179 140H182V141H179ZM199 140H201V141H199ZM230 140V141H229ZM245 140H246V144H247V146H245L244 147V145H246V144H244V142H245ZM258 140V141H257ZM193 141V142H192ZM218 141V142H217ZM249 141V142H248ZM242 142H243V144H242ZM251 142V143H250ZM252 142H254V143H252ZM259 142V143H258ZM228 143H231V144H233V145H230V144H228ZM249 143V144H248ZM261 143H262V145H261ZM218 144V145H217ZM254 144H256L254 147H253V145ZM250 145H251V147H250ZM257 145H258V148H257ZM259 145H261V146H259ZM236 146V147H235ZM243 147V148H242ZM256 147V148H255ZM248 148V150H250ZM254 149V150H253ZM244 150V151H243ZM233 152V153H234ZM232 153V154H233ZM263 158H264V156H263ZM264 160V159H263Z\"/></svg>","mask_w":264,"mask_h":264}]
</instances>
